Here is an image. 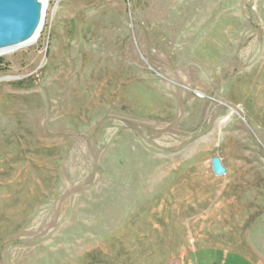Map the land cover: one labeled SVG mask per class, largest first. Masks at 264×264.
<instances>
[{"label":"rangeland","instance_id":"obj_1","mask_svg":"<svg viewBox=\"0 0 264 264\" xmlns=\"http://www.w3.org/2000/svg\"><path fill=\"white\" fill-rule=\"evenodd\" d=\"M0 264H264V0H48L0 55Z\"/></svg>","mask_w":264,"mask_h":264},{"label":"water","instance_id":"obj_2","mask_svg":"<svg viewBox=\"0 0 264 264\" xmlns=\"http://www.w3.org/2000/svg\"><path fill=\"white\" fill-rule=\"evenodd\" d=\"M48 0H0V49L33 43L44 24ZM216 176L227 173L219 157L212 159Z\"/></svg>","mask_w":264,"mask_h":264},{"label":"bare ground","instance_id":"obj_3","mask_svg":"<svg viewBox=\"0 0 264 264\" xmlns=\"http://www.w3.org/2000/svg\"><path fill=\"white\" fill-rule=\"evenodd\" d=\"M36 41H34L33 43H35ZM33 43H27V42H24V43H21L19 45H16V46H11V47H6V48H1L0 49V55L2 54H6V53H9V52H12V51H15V50H18V49H21V48H24V47H27V46H30L32 45Z\"/></svg>","mask_w":264,"mask_h":264}]
</instances>
